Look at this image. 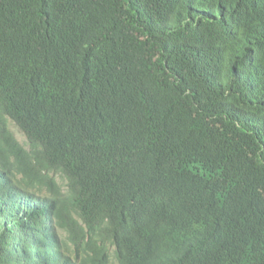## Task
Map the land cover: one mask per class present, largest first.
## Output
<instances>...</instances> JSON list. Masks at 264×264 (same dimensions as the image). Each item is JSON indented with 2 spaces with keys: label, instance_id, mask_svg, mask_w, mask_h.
Instances as JSON below:
<instances>
[{
  "label": "trees",
  "instance_id": "1",
  "mask_svg": "<svg viewBox=\"0 0 264 264\" xmlns=\"http://www.w3.org/2000/svg\"><path fill=\"white\" fill-rule=\"evenodd\" d=\"M0 264H264V0H0Z\"/></svg>",
  "mask_w": 264,
  "mask_h": 264
},
{
  "label": "rangeland",
  "instance_id": "2",
  "mask_svg": "<svg viewBox=\"0 0 264 264\" xmlns=\"http://www.w3.org/2000/svg\"><path fill=\"white\" fill-rule=\"evenodd\" d=\"M14 131L16 132L17 136L19 137L20 140L24 141V136L22 133H20L15 126H13Z\"/></svg>",
  "mask_w": 264,
  "mask_h": 264
}]
</instances>
